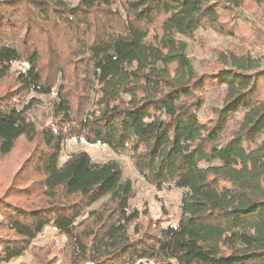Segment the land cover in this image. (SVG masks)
I'll use <instances>...</instances> for the list:
<instances>
[{"label":"trees","instance_id":"1","mask_svg":"<svg viewBox=\"0 0 264 264\" xmlns=\"http://www.w3.org/2000/svg\"><path fill=\"white\" fill-rule=\"evenodd\" d=\"M199 29L262 48L264 0H0V264H55L48 227L60 264H264V68L243 46L198 73L179 37ZM31 93H55L49 123ZM69 139L184 190L178 225L132 209L120 161L60 163Z\"/></svg>","mask_w":264,"mask_h":264},{"label":"rangeland","instance_id":"2","mask_svg":"<svg viewBox=\"0 0 264 264\" xmlns=\"http://www.w3.org/2000/svg\"><path fill=\"white\" fill-rule=\"evenodd\" d=\"M70 6L76 5L80 0H65ZM243 14L251 15L247 12ZM179 39L187 43L186 57L193 64L194 69L198 73H203L208 69V66L214 62L217 57L215 50H226L227 48H234L241 50L247 47L250 50L251 56L258 60L260 65L264 68V47L255 45H244L239 39H232L217 34L213 29H199L195 32L193 38L179 37ZM27 65L14 63L13 71L25 70ZM55 97V93L49 96L33 94L27 96L23 109L33 115L40 123H49L51 120V101ZM215 94L208 97V102H215ZM200 116H204L201 111ZM264 139V135L262 137ZM86 152L90 157L99 163L108 162L111 160H118L123 164L124 179H128L133 184L135 190V197L130 204L132 209L140 211L147 210L154 219L160 217L169 218L171 224L177 226L182 212L181 204L185 191L182 189L163 187L158 189L156 186L148 183L135 169L131 159L127 155H119L111 148L100 144H90L85 141H78L76 139H69L65 142L60 158V163H64L71 155L78 152ZM39 180V189L44 187V177L41 174H35ZM67 238L60 233L56 228H46L34 241L35 248H47L48 258H57L55 264H60L64 258L63 249L66 246ZM34 253L27 252L23 256L14 259L8 263L2 264H32L37 259ZM136 264H151L149 262H137Z\"/></svg>","mask_w":264,"mask_h":264},{"label":"built area","instance_id":"3","mask_svg":"<svg viewBox=\"0 0 264 264\" xmlns=\"http://www.w3.org/2000/svg\"><path fill=\"white\" fill-rule=\"evenodd\" d=\"M139 262H141V261H139Z\"/></svg>","mask_w":264,"mask_h":264}]
</instances>
